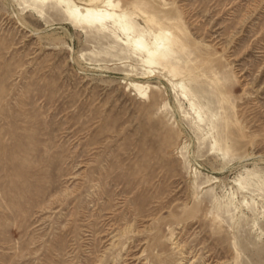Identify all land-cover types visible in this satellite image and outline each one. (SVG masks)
Instances as JSON below:
<instances>
[{"label": "rangeland", "instance_id": "rangeland-1", "mask_svg": "<svg viewBox=\"0 0 264 264\" xmlns=\"http://www.w3.org/2000/svg\"><path fill=\"white\" fill-rule=\"evenodd\" d=\"M71 1L0 0V264H264V0Z\"/></svg>", "mask_w": 264, "mask_h": 264}, {"label": "bare ground", "instance_id": "bare-ground-1", "mask_svg": "<svg viewBox=\"0 0 264 264\" xmlns=\"http://www.w3.org/2000/svg\"><path fill=\"white\" fill-rule=\"evenodd\" d=\"M58 1L64 5L65 14L67 15V17L77 24H85V25L101 24V23L105 22L106 20L113 19V17H116L118 19L121 17L119 14H116L115 12L102 10V9H99L96 7L92 8L89 6H79L71 0H58ZM105 3L108 4V0ZM88 4L90 5V3H88ZM164 41H165V38L163 36L154 35L152 47L150 49H146L147 57L150 58L151 56L159 54V52H160V46L159 45H161ZM140 42L141 41L138 39L133 40V44H134L135 48H137V49L141 48Z\"/></svg>", "mask_w": 264, "mask_h": 264}]
</instances>
